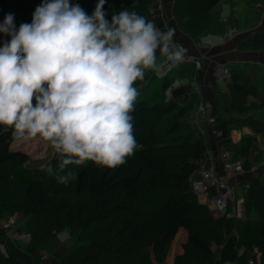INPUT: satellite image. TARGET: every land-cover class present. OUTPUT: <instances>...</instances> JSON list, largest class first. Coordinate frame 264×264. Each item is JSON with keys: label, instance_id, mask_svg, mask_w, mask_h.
I'll return each mask as SVG.
<instances>
[{"label": "trees", "instance_id": "16d2710c", "mask_svg": "<svg viewBox=\"0 0 264 264\" xmlns=\"http://www.w3.org/2000/svg\"><path fill=\"white\" fill-rule=\"evenodd\" d=\"M91 15L98 0H69ZM153 0H105L106 19L127 9L154 22L150 14ZM220 0H173L171 14L177 29L195 40L206 34L222 33ZM42 0H0V24L7 14L14 16L18 30L30 24ZM236 20V19H235ZM155 23V22H154ZM10 36L0 33V47ZM242 50H264V30L238 41ZM160 53L157 58L161 57ZM229 64L227 90H218L215 120L220 128L221 149L246 167L250 134L233 142V130L248 127L264 135V87L254 80L255 69ZM262 77V74H259ZM169 74L161 78L155 70H145L144 79L134 87L143 90L134 110V136L140 147L126 163L114 169L91 161L69 165L74 172L67 184L42 171V166L59 161L46 156L32 162L28 153L13 149L10 130L0 132V218L18 212V234H29L27 242L13 237L10 225L0 221L2 264H164L171 240L178 228L186 229L183 251L173 264H246L259 253L264 264V172L249 181L243 191V215L233 221L213 217L200 203L190 179L204 157L206 143L189 120L198 103L196 92L180 104L167 99L164 91L173 82ZM247 102V103H246ZM33 103H35L33 101ZM197 106V105H196ZM177 163H170L173 158ZM256 160V159H254ZM258 160V159H257ZM76 239L56 261L44 263L42 251L56 235L68 227ZM233 228L237 237L232 234ZM11 229L7 234V230ZM221 230L226 233L223 237ZM212 232L211 237L204 234ZM211 241L215 247H211ZM254 248L256 250H254Z\"/></svg>", "mask_w": 264, "mask_h": 264}, {"label": "clouds", "instance_id": "9594fccd", "mask_svg": "<svg viewBox=\"0 0 264 264\" xmlns=\"http://www.w3.org/2000/svg\"><path fill=\"white\" fill-rule=\"evenodd\" d=\"M104 4L89 16L69 0H42L30 24L17 30L12 14L0 24L11 37L0 47V125L16 141L49 142L59 163L41 170L63 184L74 178L69 165L114 169L142 147L130 115L133 85L159 69L158 53L169 64L186 55L174 29L127 9L108 20Z\"/></svg>", "mask_w": 264, "mask_h": 264}, {"label": "crops", "instance_id": "0c3cea01", "mask_svg": "<svg viewBox=\"0 0 264 264\" xmlns=\"http://www.w3.org/2000/svg\"><path fill=\"white\" fill-rule=\"evenodd\" d=\"M251 2V0L247 1ZM161 6L158 8L155 1L152 2L150 6V14L155 24L161 31H166L168 29H174L175 36L173 37L179 44V47L186 50L187 54L199 57L202 65L196 73V81L200 88V94L195 93L199 97H203V106L206 115L202 120L205 127V138L208 144L207 150L209 155L214 159L216 165H220V155L221 150V137L220 128L215 120L214 104L216 99V93L218 90L226 91L227 97H229L227 90V78H222V83H218V77L214 75V68L218 63H224L227 66L229 64H242V68L255 69L256 78L258 85L264 87V50H242L238 48V41L245 39L256 32L264 30V0H258L255 4L258 8V18L253 17L254 22L251 21L247 23H240L239 19L236 17H223L220 19L225 24V30L222 33L206 34L195 40L190 36L181 33L176 26L171 14V7L173 0H160ZM231 6V3H228ZM232 9H229L231 11ZM232 13V12H231ZM236 19V20H235ZM228 33L229 37L224 39L222 35ZM160 67L155 70L158 77L169 74L170 71H174L173 82L164 91L165 97L167 99H173L180 104L186 103L189 95L191 94V86L194 76L192 77L193 67L190 64H178L175 67H171L172 64L165 62L163 56L157 58ZM171 67V68H170ZM262 74V77H259ZM224 87V89H222ZM198 106V103H196ZM195 110L192 112L190 121L195 115ZM194 113V114H193ZM250 134L252 136V142L248 153L245 155L248 159L246 167H244V173L236 178V180L248 179L249 181L256 178L262 171L258 166L252 167V164L260 163L264 161V153L259 147L260 141H264V135H255L252 130L248 127H242L238 130H233L230 133V138L233 142L238 141L243 135ZM14 142L23 143L21 141H13L10 144L12 147ZM28 152L21 148H13ZM31 159L32 157L28 154ZM44 157H41V159ZM256 159V160H254ZM258 159V160H257ZM40 160V159H39Z\"/></svg>", "mask_w": 264, "mask_h": 264}, {"label": "built area", "instance_id": "2783aa9c", "mask_svg": "<svg viewBox=\"0 0 264 264\" xmlns=\"http://www.w3.org/2000/svg\"><path fill=\"white\" fill-rule=\"evenodd\" d=\"M155 1L158 8H160V0ZM224 39L229 37L228 33L222 35ZM176 45L179 46L178 42L173 38ZM179 64H190L195 70H199L202 63L199 57L187 54L183 62ZM178 65V64H177ZM229 74V68L224 63H218L214 68V75L218 78H227ZM191 90L200 94V88L198 83L193 78ZM203 113V100L201 97L198 99V106L195 115L192 119V124L200 126L202 122ZM200 132H204L203 127L200 126ZM260 149L264 153V141L261 140L259 144ZM220 155V165H216L214 159L206 151L205 160L201 161L199 169L193 173L190 179V186L193 193L200 200H207L212 208L221 216L229 218L233 221L241 218L243 215V203L244 195L243 191L249 186V180H236L238 176L244 173V167L241 160H233L227 150L221 149ZM260 167L264 172V161L260 163H253L252 167ZM262 173V172H261ZM10 233V231H8ZM232 234L237 237V232L233 228ZM13 237L25 239L28 236L13 235ZM48 254L46 252L42 253L41 258H45ZM246 264H258L255 256H250L247 259Z\"/></svg>", "mask_w": 264, "mask_h": 264}, {"label": "rangeland", "instance_id": "374dc122", "mask_svg": "<svg viewBox=\"0 0 264 264\" xmlns=\"http://www.w3.org/2000/svg\"><path fill=\"white\" fill-rule=\"evenodd\" d=\"M249 0H220L218 6L220 7L221 10V16L223 17V19L225 17H229V15H231L232 17H236L237 19H239V22L244 24L248 22H254L253 17L258 18V8H256L255 4L257 3L258 0H251V2H247ZM231 3V6L230 4ZM229 9H232L231 11H229ZM232 12V13H231ZM225 20V19H224ZM160 64V63H159ZM177 66V64H172L171 67H175ZM170 67V68H171ZM194 69V68H193ZM194 71H198V70H193V73L191 74L192 77L194 76L195 78H197L196 73H194ZM169 76L173 77V75L175 74L174 71H170L169 70ZM220 82L222 83V78H218V83L220 84ZM222 89H224V87H222ZM139 94H138V98L144 96L143 95V90H138ZM203 100V97H201ZM247 103V102H246ZM196 104L193 106L192 108V112H194V109H196ZM196 112V110H195ZM203 113L204 116L206 115L205 113V109L203 106ZM214 113H215V104H214ZM194 114V113H193ZM204 116L202 119H204ZM192 123V122H191ZM193 126L195 127V129L197 130L198 134L202 137V139L204 140V142L206 143V138H205V127L204 124L201 122V127H203L204 132H200V126H196L193 124ZM207 146L208 144L206 143V147H205V153L207 150ZM13 148H21L24 149L28 152V154H30L32 157H35L34 159H32L30 161V164H32V162L38 161L39 159H41V157H52V149L49 146V142L45 141L43 138L41 137H36L33 138L29 141H24L23 143H18V142H14L12 145ZM206 158V154L204 155V157L202 158L201 161L205 160ZM179 161V158L175 157L173 158L170 163H177ZM198 199V198H197ZM198 201L200 203L206 204L210 209H211V213L213 217H221L220 214H218L211 206V204L207 201V200H200L198 199ZM17 218H20V214L18 212L12 214L11 216L9 215H5L3 214L2 218H0L1 223L8 227L10 225L12 232L14 235H25L28 236L25 239H22L23 241L27 242L29 239V234H18L16 231L17 227H18V221ZM11 229L7 230V234L8 231H11ZM226 232L221 230L220 235L223 237V234H225ZM186 229H184L182 226H180L176 232V234L174 235V238L171 240L170 242V246L168 248V252H167V256L164 260V264H173V258L176 255V253H180L183 251L182 245L186 239ZM205 237H211L212 236V232H207L204 234ZM17 238V237H16ZM3 238L0 239V251L5 253V245H4V241L2 240ZM20 239V240H21ZM76 239L75 234L72 233V230L68 227L66 228H61L58 231H56V235L55 238L49 242L46 246H45V250H43L42 252H46L48 255L45 258H41L42 261H44V263H50L53 261H56L58 256L60 255V253H62L68 246H70V244H72V242H74ZM213 243H211V247H215V242L211 241ZM254 250H256L254 248ZM255 257L258 261L259 258V253L256 252L255 253Z\"/></svg>", "mask_w": 264, "mask_h": 264}, {"label": "water", "instance_id": "95a60500", "mask_svg": "<svg viewBox=\"0 0 264 264\" xmlns=\"http://www.w3.org/2000/svg\"><path fill=\"white\" fill-rule=\"evenodd\" d=\"M3 129H4V126H3V125H0V132H1ZM0 264H2V263H1V260H0Z\"/></svg>", "mask_w": 264, "mask_h": 264}]
</instances>
